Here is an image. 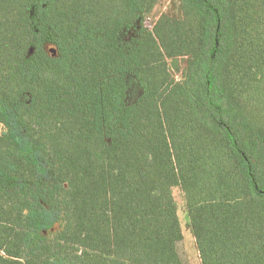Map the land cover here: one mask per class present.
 I'll use <instances>...</instances> for the list:
<instances>
[{"label": "trees", "instance_id": "16d2710c", "mask_svg": "<svg viewBox=\"0 0 264 264\" xmlns=\"http://www.w3.org/2000/svg\"><path fill=\"white\" fill-rule=\"evenodd\" d=\"M158 1L0 0V264H264V0Z\"/></svg>", "mask_w": 264, "mask_h": 264}, {"label": "rangeland", "instance_id": "374dc122", "mask_svg": "<svg viewBox=\"0 0 264 264\" xmlns=\"http://www.w3.org/2000/svg\"><path fill=\"white\" fill-rule=\"evenodd\" d=\"M172 11H176L175 0H159L152 12L146 16L145 25L151 28L162 13ZM50 52L54 53V51L51 49ZM172 193L177 205L175 233L179 255L183 261V264H201L194 237L188 226L183 193L180 188L177 187L173 189Z\"/></svg>", "mask_w": 264, "mask_h": 264}]
</instances>
